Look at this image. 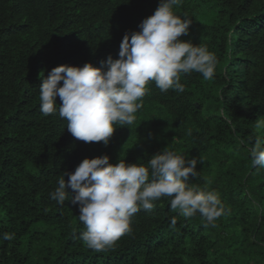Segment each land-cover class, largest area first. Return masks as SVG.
<instances>
[{
  "label": "trees",
  "instance_id": "1",
  "mask_svg": "<svg viewBox=\"0 0 264 264\" xmlns=\"http://www.w3.org/2000/svg\"><path fill=\"white\" fill-rule=\"evenodd\" d=\"M159 3L0 0V235L14 233L0 239V264H264V167L250 154L257 136L264 147V129L254 128L264 117V0L174 6L192 21L179 39L215 54L214 77L182 74L183 92L149 82L134 124L116 126L107 145L74 139L58 111L41 113L43 76L59 65L106 69L125 33L139 31ZM61 103L57 96V109ZM166 147L203 157L188 183L216 190L230 211L212 227L199 213L184 218L163 197L133 216L113 248H88L79 206L50 197L58 180L84 158L147 165Z\"/></svg>",
  "mask_w": 264,
  "mask_h": 264
},
{
  "label": "clouds",
  "instance_id": "2",
  "mask_svg": "<svg viewBox=\"0 0 264 264\" xmlns=\"http://www.w3.org/2000/svg\"><path fill=\"white\" fill-rule=\"evenodd\" d=\"M181 3L160 0L154 13L142 20L139 31L125 33L119 58L109 55L102 62L106 69L91 62L52 68L46 78H41V113L48 116L58 111L74 139L107 145L116 126L134 124L149 82H155L162 92H183L182 74L196 72L205 80L212 79L217 65L215 54L207 46L179 39L189 33L192 23L174 11V6ZM57 96L62 101L58 109ZM254 128L264 129V117L255 120ZM250 154L253 166L264 167L261 137L257 136ZM109 159L106 154L84 158L74 172L63 174L50 194L58 205L71 200L79 206V221L85 226L81 239L94 251L113 248L131 232L133 216L141 209H154L155 202L163 197L171 198V209H178L184 218L199 213L212 227L230 211L216 190L188 183L190 177L199 175L196 165L203 157L189 159L166 147L152 155L147 165L130 164L124 159L112 164ZM0 239L10 241L14 233H3Z\"/></svg>",
  "mask_w": 264,
  "mask_h": 264
}]
</instances>
